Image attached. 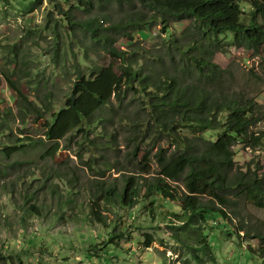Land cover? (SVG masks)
I'll return each mask as SVG.
<instances>
[{
	"label": "rangeland",
	"instance_id": "374dc122",
	"mask_svg": "<svg viewBox=\"0 0 264 264\" xmlns=\"http://www.w3.org/2000/svg\"><path fill=\"white\" fill-rule=\"evenodd\" d=\"M222 1V9L229 14L227 23L245 26L251 35L257 36L251 26L252 15H256L258 22L263 21L264 0ZM137 8L138 2H135L133 9ZM131 9L127 4L99 0H93L91 8L80 6L77 0H0V111L10 107L16 114V104L11 100L14 91L8 87L5 75L31 98L40 93L41 98L45 97L54 105L53 111L44 115V120H36L33 114H26L22 122H14L0 112V188L3 190H0V264L3 260L6 264H70L79 259L88 264L91 258L93 262L90 264H182L176 252L185 254V251L166 231L168 216L174 211L175 202L164 199L167 207L161 208L158 206L161 196L156 195V219L144 209L141 200L132 206L108 204L112 213L109 220L101 224L86 213L90 204L80 206L87 203L83 196L85 188L92 190L91 185L97 187L98 184L97 178L85 166L76 164L78 159L76 161L75 155L80 144L84 143L82 130L86 124L80 114L67 106L66 101L79 74L77 71L89 77L105 53L101 47L93 45L92 39L78 24L96 19L106 26L123 20L131 14ZM172 26L164 31V44L151 42L150 49L145 52L148 59L153 55L161 58L160 62L147 65L145 59H140L139 65L144 71L149 69L155 76H178L177 60L166 54L170 36L174 34L181 43H185L193 35V29L186 20L174 22ZM156 28L160 29L159 26ZM145 31V35L150 37L148 27ZM139 34L136 32L135 36L139 38ZM218 43L220 47L214 48L213 57L218 77L213 81H202L200 86L223 99H254L256 105L249 116H260L262 122L257 128L263 127L264 53L258 55L233 45L230 32L220 35ZM132 47L136 48L135 45ZM237 49L251 55L252 63L256 61L258 66L247 69L236 57ZM210 75L209 71L207 77ZM179 79L186 80L187 84L199 82L198 76L191 73L179 76ZM138 85L134 83L133 87ZM131 98L132 94H129L125 100ZM116 103L113 100V105ZM237 106L238 103L234 102L233 109ZM105 115L111 113L107 111ZM156 130L155 125H149L142 134L153 137L157 135ZM10 133L20 138L24 137L20 133H25L32 138H25L29 140L13 146L7 139H2ZM203 136L218 142L217 132L206 131ZM39 138L43 142H34ZM253 140L262 144L264 137L254 136ZM54 141H60L61 152L53 159H42L41 155ZM231 149L237 165L244 166L252 161L250 151L244 149L239 139L234 140ZM258 154L264 158V150ZM89 159L93 158L86 153L84 160ZM18 161L22 165L12 168ZM58 163L62 166L56 172ZM108 164V161L98 160L93 170L105 173L102 180L109 189L104 193L112 196L124 182L114 181L119 173L109 170ZM54 173L57 176L54 177ZM68 174L81 187L74 205L68 199L70 188L65 181ZM23 183H26L28 192V206L34 207L32 211L28 208L20 211L14 204V197L21 203ZM39 205L42 206V216L33 213ZM235 210L239 211L232 214L237 224L242 222L251 229L264 226V211L247 201H239ZM101 215L105 216V213ZM179 215L185 216L186 211L180 210ZM222 225L221 217L213 215L205 230L217 258L216 264H262L253 253L258 247L257 239H241L234 233L237 229L235 224H231L234 231L229 225L225 229ZM149 235L153 243L146 247Z\"/></svg>",
	"mask_w": 264,
	"mask_h": 264
},
{
	"label": "trees",
	"instance_id": "16d2710c",
	"mask_svg": "<svg viewBox=\"0 0 264 264\" xmlns=\"http://www.w3.org/2000/svg\"><path fill=\"white\" fill-rule=\"evenodd\" d=\"M77 1L82 7L91 8L93 0ZM99 1L127 4L132 9L123 20L106 26L96 19L78 24L92 39L93 45L101 47L105 53L89 77L77 71L79 74L66 101L67 106L80 114L86 124L82 130L84 143L81 144L84 145L80 144V150L76 152V164L85 166L97 178L98 184L97 187L91 185L92 190L85 188L83 196L87 203L80 206L90 204L86 213L101 224L108 221L112 213L108 204L132 206L141 200L144 209L156 219V208L167 207L164 199L175 202L174 211L168 216L166 231L185 251V254L176 252L182 264H216L217 258L205 230L212 216L218 215L223 228L235 224L237 229L234 233L239 238V232H243L244 240H258L257 250L253 253L264 264V226L247 228L242 222L237 224L232 215L239 212L235 206L241 200L264 211V158L256 153L264 149V142L252 141L254 136L264 137V131L258 135L249 131L250 126L259 121L258 117L249 116L256 102L254 99H223L200 86L202 81H213L218 77L213 57L214 48L220 47V35L230 32L233 45L258 55L264 53V17L262 22H258L256 15H252L251 26L257 34L253 36L247 27L227 23L229 14L221 7L222 0ZM135 2H138L137 9H133ZM184 20L190 22L193 35L181 43L173 34L166 53L172 60H177L178 76H155L149 69L144 71L139 65L141 58L147 65L161 60L153 55L148 59L145 51L132 47L140 38H150L145 35L146 27L149 31L153 28L149 22L166 31L174 22ZM136 32L140 33L139 38L135 36ZM119 39L127 41L120 42ZM209 71L211 75L207 77ZM190 73L198 76V83L187 84L186 80L179 79V76ZM5 78L8 87L14 91L11 100L16 104V114L8 107L0 111L3 116L6 114L14 122H22L26 114H33L36 120H44V115L53 111L54 105L45 97L41 98L40 93L31 98L9 76L5 75ZM134 83L139 85L133 87ZM129 94H132L131 100H125ZM113 100L117 102L115 105ZM234 102L238 103L236 109H233ZM107 111L111 115H105ZM149 125L156 126V136L142 134ZM206 131L217 132L218 142L205 138L203 133ZM20 134L24 137L10 133L2 139L17 146L29 140L25 138H32L25 133ZM238 139L256 153L244 166L237 165L231 149L234 140ZM39 141L43 142L41 138L34 142ZM59 152L60 141H54L41 158L53 159ZM86 153H90L93 159L85 161ZM98 160L108 161L109 170L119 173L114 181L124 182L112 196L104 193L109 189L102 180L105 173L93 170ZM21 165L18 161L12 168ZM57 166L55 171L59 172L62 165L58 163ZM69 175L65 181L70 188L68 199L74 205L81 187ZM53 176H57L56 173ZM22 190L21 203L14 197V204L20 211L26 208L32 211L34 207L28 206L26 183H23ZM156 195H160L162 200L155 207ZM182 209L186 211L185 216L179 215ZM33 213L42 216V206L39 205ZM152 243L153 238L149 235L146 247H151ZM1 262L6 264L4 260Z\"/></svg>",
	"mask_w": 264,
	"mask_h": 264
},
{
	"label": "clouds",
	"instance_id": "9594fccd",
	"mask_svg": "<svg viewBox=\"0 0 264 264\" xmlns=\"http://www.w3.org/2000/svg\"><path fill=\"white\" fill-rule=\"evenodd\" d=\"M149 24H150V23H149ZM156 26H160V25L157 24ZM153 27H155V25H154ZM144 40H145L144 38H140L139 40H137V43L135 44V47H136V48H139V46H138L139 41H144ZM139 49H140V48H139ZM141 50H142V49H141ZM235 54H236V57L241 61V63H242L247 69H253L254 66H255V67L258 66V63H257L256 61H255L254 63H252L251 55H248L247 53H245V52L242 51L241 49H237L236 52H235ZM257 117L259 118V121H258L255 125L250 126V128H249V131L253 132L255 135H258V134H260L261 132L264 131V123H263V127H261V128H257L258 125L262 122L261 117H260V116H257ZM242 145H243V147H244L245 150H249V151H250V153H251V155H249V158H250V159L253 158L254 155H255L256 153H259V152H261V151L264 150V149H263V150H261V151H257L256 153H254V152H252V150H251L248 146H246V145L243 144V143H242ZM224 224H228V223L225 222ZM228 225L231 227V230L234 231V227H232L231 224H228ZM224 229H225V228H224ZM225 233H226V232H225ZM239 233H240V235H241V239H243V235H244V233H243V232H239ZM79 260H80V259H79ZM79 260H78V261H79ZM91 261L93 262V259H92V258H91V260H90V262H89L88 264H90ZM70 264H75V261L71 262ZM80 264H86V263L82 262V263H80Z\"/></svg>",
	"mask_w": 264,
	"mask_h": 264
},
{
	"label": "flooded vegetation",
	"instance_id": "af4514ba",
	"mask_svg": "<svg viewBox=\"0 0 264 264\" xmlns=\"http://www.w3.org/2000/svg\"><path fill=\"white\" fill-rule=\"evenodd\" d=\"M157 26L153 27L149 32H150V38L145 39L148 42H153L156 45H159L160 43H163L162 40L166 37L165 32L162 30L161 26L160 29L158 30L156 28ZM170 27H173L172 25ZM168 38V37H167ZM164 44V43H163Z\"/></svg>",
	"mask_w": 264,
	"mask_h": 264
},
{
	"label": "built area",
	"instance_id": "2783aa9c",
	"mask_svg": "<svg viewBox=\"0 0 264 264\" xmlns=\"http://www.w3.org/2000/svg\"><path fill=\"white\" fill-rule=\"evenodd\" d=\"M139 48L142 49L143 51L147 52L150 49V42L144 40V41H139L138 44Z\"/></svg>",
	"mask_w": 264,
	"mask_h": 264
}]
</instances>
